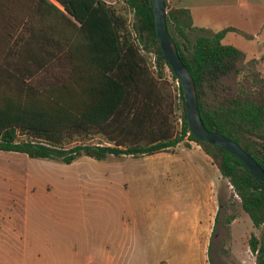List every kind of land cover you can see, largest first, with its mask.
<instances>
[{
  "label": "trees",
  "instance_id": "16d2710c",
  "mask_svg": "<svg viewBox=\"0 0 264 264\" xmlns=\"http://www.w3.org/2000/svg\"><path fill=\"white\" fill-rule=\"evenodd\" d=\"M165 4L205 127L236 142L264 170V77L254 58L222 42L228 32L252 35L233 26L212 34L198 28L191 40L190 9ZM166 68L176 80L151 0H0V150L69 164L80 156L174 152L194 141L232 185L252 226H261L264 182L235 155L190 132L182 87L176 95ZM248 245L264 264L254 234Z\"/></svg>",
  "mask_w": 264,
  "mask_h": 264
},
{
  "label": "rangeland",
  "instance_id": "374dc122",
  "mask_svg": "<svg viewBox=\"0 0 264 264\" xmlns=\"http://www.w3.org/2000/svg\"><path fill=\"white\" fill-rule=\"evenodd\" d=\"M191 1L202 4L194 18L204 34L235 26L252 35L246 38L228 32L222 42L244 51L247 59L254 58L264 77V0ZM165 72L179 95L176 80L168 68ZM160 157L97 160L80 156L65 164L0 150V264H100L108 234L131 227L128 218L133 211L141 217L137 228L143 237L138 241L147 243L151 201L164 191L167 166L177 159L175 155ZM228 186L223 191L224 206L210 260L213 264H257L248 242L254 234L264 245V224L252 230L247 227L239 199ZM235 217L240 220L238 231L229 226ZM143 256L150 261V253L142 252Z\"/></svg>",
  "mask_w": 264,
  "mask_h": 264
},
{
  "label": "crops",
  "instance_id": "0c3cea01",
  "mask_svg": "<svg viewBox=\"0 0 264 264\" xmlns=\"http://www.w3.org/2000/svg\"><path fill=\"white\" fill-rule=\"evenodd\" d=\"M168 2L190 9L195 28L191 35L201 32L198 28L204 31L194 18V11L202 9V4L191 0ZM203 8H206L205 4ZM188 142L189 147L177 145L174 152L142 156H159L161 160L162 155L177 156L167 166L169 175L164 191L151 201L149 233L145 238L148 242L141 245L138 241L143 237L137 228V221L141 217L133 211L128 218L132 222L131 227H125L115 235L108 234V245L103 250L100 264H211L210 246L224 206V203L221 204L225 199L223 191L229 182L196 142ZM245 220L252 230L246 213ZM229 226L238 231L241 228L240 220L233 218ZM142 252L150 253V261L145 256L143 260Z\"/></svg>",
  "mask_w": 264,
  "mask_h": 264
},
{
  "label": "water",
  "instance_id": "95a60500",
  "mask_svg": "<svg viewBox=\"0 0 264 264\" xmlns=\"http://www.w3.org/2000/svg\"><path fill=\"white\" fill-rule=\"evenodd\" d=\"M151 3L161 52L182 87L186 120L190 132L200 140L220 146L235 155L253 176L264 182V170L253 157L236 142L205 127L198 108L194 80L189 69L181 60L176 44L168 31L165 0H151Z\"/></svg>",
  "mask_w": 264,
  "mask_h": 264
},
{
  "label": "built area",
  "instance_id": "2783aa9c",
  "mask_svg": "<svg viewBox=\"0 0 264 264\" xmlns=\"http://www.w3.org/2000/svg\"><path fill=\"white\" fill-rule=\"evenodd\" d=\"M54 1V0H51ZM152 62H153V66L155 65V55H152ZM177 84L179 85V81L176 79ZM178 123L181 124V118L178 119ZM230 185V183H229ZM230 187H232V185H230Z\"/></svg>",
  "mask_w": 264,
  "mask_h": 264
}]
</instances>
